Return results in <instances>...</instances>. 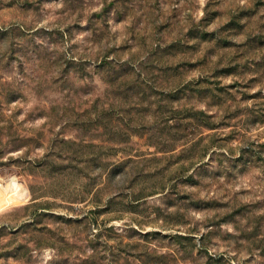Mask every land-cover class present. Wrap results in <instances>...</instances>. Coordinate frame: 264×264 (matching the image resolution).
Returning <instances> with one entry per match:
<instances>
[{"label": "rangeland", "instance_id": "rangeland-1", "mask_svg": "<svg viewBox=\"0 0 264 264\" xmlns=\"http://www.w3.org/2000/svg\"><path fill=\"white\" fill-rule=\"evenodd\" d=\"M0 264H264V0H0Z\"/></svg>", "mask_w": 264, "mask_h": 264}]
</instances>
